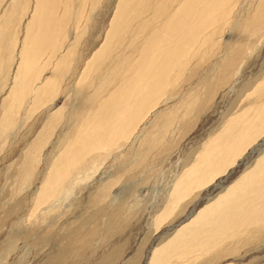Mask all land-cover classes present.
I'll use <instances>...</instances> for the list:
<instances>
[{"label": "rangeland", "instance_id": "rangeland-1", "mask_svg": "<svg viewBox=\"0 0 264 264\" xmlns=\"http://www.w3.org/2000/svg\"><path fill=\"white\" fill-rule=\"evenodd\" d=\"M125 4L59 0L48 25L0 0V264H150L264 153V0H130L117 23ZM34 18L51 41L27 70ZM230 126L254 133L233 167ZM248 229L153 264H264Z\"/></svg>", "mask_w": 264, "mask_h": 264}, {"label": "bare ground", "instance_id": "bare-ground-1", "mask_svg": "<svg viewBox=\"0 0 264 264\" xmlns=\"http://www.w3.org/2000/svg\"><path fill=\"white\" fill-rule=\"evenodd\" d=\"M38 1H39V8L36 12V15H37L36 18L39 19V17H40L39 14L42 12V10L45 11V15L43 17L46 21V24L49 25L51 23L49 15H51V13H52L51 11L54 12L55 4H57L59 0H38ZM128 1L130 2V0H126V4L122 10H118V12H116V16H115L114 20H116L117 23H119V21L123 19V13L126 12L124 9L129 7L127 5L129 3ZM119 17H121V19H119ZM36 18H34L33 22L30 24V26H31L30 28H32V27H34V29L36 28V30H34V33H33V31L31 32V30L30 31L28 30V32H26V43H27L26 46H27L28 50H30V53L28 55V59L23 63V69H27V70H29L31 68L32 63H33L34 59L36 58V56L40 55L44 51L43 48L45 47V44L47 42L50 43V41H51V34L49 32L48 25H45L44 27H42V29H40L41 26L39 24L38 25L36 24V22H37ZM47 18H49V21L46 20ZM172 21H173V19L171 18L168 21V24L171 25ZM185 28L186 27L182 26V29H185ZM40 30H41V34L38 33V31H40ZM173 33H175V30L173 31ZM108 36H109V34H108ZM159 43H160V41H159ZM156 45L157 44H155L154 46H156ZM173 46H174V44H173ZM148 51H150V50L148 49ZM157 54L163 58H165L164 54L168 55V53L166 52L165 49L156 50L155 52L150 51V53H146V55H144L143 60L145 62L144 63L145 68H144L143 72H150V73L154 72L152 75H150V77L155 76V72H157V75L160 74V76H161L162 72L168 71L167 66H166V68H165V66H164V68L162 66H160V68H156V69L153 68L154 63L158 62L159 57ZM156 55L158 58L156 57ZM166 58H168V57H166ZM161 78H162V76H161ZM146 80L150 84L152 79H146ZM154 83L155 82H151L150 85H153ZM149 84L146 83L147 88H148ZM146 86L142 87L143 90H144V88L146 90ZM224 130H225V128H224ZM226 130H227L225 132V135L227 136L226 141L223 144V146H221V149H222L224 154L229 155V159L225 160V162H227V167H233L235 164H237L236 158H238V156H239L238 153H240V147L242 146V143L243 144L248 143L251 140L250 137L253 136L254 133L250 132V130H248V129H242V130L236 131L233 135H231L233 132V130L231 129V126ZM221 135H223V134L221 133ZM228 136H230V137H228ZM251 144H253V143H251ZM244 149H245V147H244ZM243 150H242V152H243ZM200 162H201V164L206 163L204 161H203V163H202V161H200ZM197 166L198 165H196V167ZM200 167H203V166H200ZM205 168H208V167H206V165H205ZM193 170L191 171L192 173H189L190 175H193V173H195V172H196L195 175L197 174V170L195 171V168H193ZM263 221H264V153H262L261 157H259L254 162L252 168H250L249 171L243 173L229 187L223 189L222 192L220 193V195L215 197V199L212 201V203H210L208 206H206L205 208L200 210L191 219V221L187 225H185L179 231H177L175 234V238L169 242L170 245H168L167 247H169L171 245L173 247H175V245H177V243H179L180 241H183L182 240L183 237H191L194 242L200 241L201 245H202L201 240L208 241L207 243L211 244L212 242L217 240V237H219L221 235L228 236L229 233L233 232L236 228L238 229V227H240V228L242 227L243 229L247 227V230H249L248 227L250 225H256V224L264 223ZM255 228H257V226ZM245 231H246V229H245ZM231 234H233V233H231ZM188 235H190V236H188ZM200 242H198V243L200 244ZM217 244H218V242H217ZM194 246L191 247L190 249H193ZM197 246H198V244H196V250L198 249ZM167 247L161 248V253L159 252V250L153 251V253L151 255L152 258H151L150 264L163 262L165 260V257H167L168 253L170 252L169 250H167ZM205 248H207V247L205 246ZM199 249H201V248H199ZM207 250H209V249H207ZM189 252H191V251H189ZM184 254L185 253H183V251H182L180 256H182Z\"/></svg>", "mask_w": 264, "mask_h": 264}]
</instances>
